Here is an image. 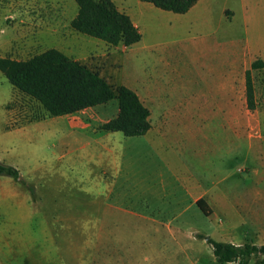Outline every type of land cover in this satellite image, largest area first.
I'll return each mask as SVG.
<instances>
[{
  "label": "rangeland",
  "instance_id": "rangeland-1",
  "mask_svg": "<svg viewBox=\"0 0 264 264\" xmlns=\"http://www.w3.org/2000/svg\"><path fill=\"white\" fill-rule=\"evenodd\" d=\"M205 6L213 25L203 15L160 25L143 12L145 38L160 46L145 52L156 62H138L139 45L127 51L72 29L75 0H0L1 57L56 48L115 93L97 109L51 117L0 71V160L22 176L0 175V264H219L202 236L264 244V0ZM120 86L168 124L141 137L101 129L118 114ZM155 89L167 96L149 100ZM25 186L34 201L11 194Z\"/></svg>",
  "mask_w": 264,
  "mask_h": 264
},
{
  "label": "trees",
  "instance_id": "trees-1",
  "mask_svg": "<svg viewBox=\"0 0 264 264\" xmlns=\"http://www.w3.org/2000/svg\"><path fill=\"white\" fill-rule=\"evenodd\" d=\"M177 14L187 13L199 0H141ZM78 12L70 25L76 32L100 39L107 44L125 47L138 43L142 35L130 16L118 9L113 0H75ZM256 63L252 64V68ZM0 71L20 92L31 97L51 117L74 114L105 105L114 99L110 84L98 72L79 63L56 48L48 49L26 60L0 56ZM246 96L249 109L255 108L251 70L246 71ZM118 114L101 126L126 137H141L151 129L150 110L138 94L127 86L117 90ZM0 175L19 179L20 171L0 161ZM197 206L206 216L212 209L200 198ZM206 239V236H202ZM219 264H264V244L246 240L234 244L208 238Z\"/></svg>",
  "mask_w": 264,
  "mask_h": 264
},
{
  "label": "crops",
  "instance_id": "crops-1",
  "mask_svg": "<svg viewBox=\"0 0 264 264\" xmlns=\"http://www.w3.org/2000/svg\"><path fill=\"white\" fill-rule=\"evenodd\" d=\"M205 1L206 0H199L187 13H185V14H177V13H173V12H170V11H165V10L159 9V8L155 7L151 3L143 2L141 0H138V2L136 3L137 8H135L133 5H131V3L129 1L124 0L121 3V5H119V6L117 5V7H118L119 10H121L122 12H124V13H126V14H128L130 16V18H131L132 22L134 23V25L139 29V31H140V33L142 35V38H141V40L138 43H136V44H134L132 46L125 47L123 44L122 45L124 46V48L127 51L132 49L135 45H139V51L143 52V54H144V56H146V58H140L138 60V62H156V60H153L151 58L153 56L152 54H151V56H149L145 52H148V51L151 52L153 50H156L160 46V44L155 43V41L159 40V38H156V39L154 38V40H148V41H151V43L150 42L147 43L148 41L145 38V32H146L147 27L144 24V19H143V17H141V14H143V12H145V11L146 12H150L157 19L160 18V20H161L160 21V25L162 23L166 22L167 26H172L173 24L177 23V21H176L177 17H179L181 19H193L194 15H195L194 17H199V16L201 17L203 15L201 17V19L204 21L203 23L206 24V26H210V25L214 24V22H213V11H211L209 7L205 6ZM228 10H230V9H224L223 10V12H222L223 19L227 18L226 11H228ZM173 14H177V15H180V16H174ZM231 16L233 17V12L232 11H231ZM161 18H164L166 20L163 21ZM175 25L177 26V24H175ZM149 30L153 34H157L158 32H160L162 30V26H161V28H159L158 23L155 22V25L151 24V26L149 27ZM157 79H158V77L155 76L154 80H157ZM138 96L141 99V96L139 94H138ZM166 96H167V92H164V91L160 92V91H156V89H155L153 91L152 90L150 91L149 100L163 99ZM152 104H153V102H150V106ZM160 105L162 106V103H160ZM99 106H101V105H99ZM97 108H99V107L95 106V107H92V108H89V109L82 110V111L77 112V113L87 112V111L94 110V109H97ZM163 109H161V111H163ZM149 110H150L151 129L152 128L153 129L156 128L157 127L156 125L168 124L167 123V116H168L167 113L164 114V113L161 112L159 115L157 114V116H155L154 112H153V108L150 107ZM77 113L64 115L62 117L72 116V115H75ZM36 122H38V121H36ZM32 123H34V122H28V123H25V124H23V125H21L19 127H14V128H9V129L21 130V129L26 128L28 125H30ZM68 126L70 128L71 135H74V130H75L74 125L68 123ZM156 129H158V127ZM21 178H22V176H21V173H20V177L17 180L20 181ZM110 190L112 192H116V190H112V189H110ZM11 194H13L15 196L23 195V196H25L24 199L26 201H28V202L34 201V199L32 197V194H33L32 193V189H30L29 187H26V186L25 187H20V189H14V192H12ZM199 199L200 198H198L196 200V202ZM196 205H197V203H196ZM198 209H199V207H198ZM231 243H233V242H231Z\"/></svg>",
  "mask_w": 264,
  "mask_h": 264
},
{
  "label": "water",
  "instance_id": "water-1",
  "mask_svg": "<svg viewBox=\"0 0 264 264\" xmlns=\"http://www.w3.org/2000/svg\"><path fill=\"white\" fill-rule=\"evenodd\" d=\"M208 239V237L206 238V240Z\"/></svg>",
  "mask_w": 264,
  "mask_h": 264
}]
</instances>
